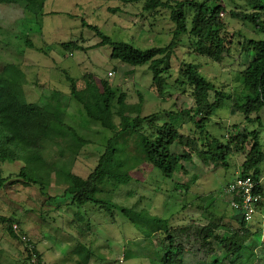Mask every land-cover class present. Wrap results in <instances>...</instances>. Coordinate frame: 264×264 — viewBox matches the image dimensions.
<instances>
[{
	"label": "rangeland",
	"instance_id": "1",
	"mask_svg": "<svg viewBox=\"0 0 264 264\" xmlns=\"http://www.w3.org/2000/svg\"><path fill=\"white\" fill-rule=\"evenodd\" d=\"M144 2L45 0L38 14L18 4L0 3V69L8 63L20 67L25 75L23 89L29 100L55 103L58 99L65 105V123L89 143L77 154L71 151L60 154L59 146L46 144L43 156L50 162L55 161L57 167L69 169L82 178L95 167L112 132L87 117L82 105L70 96L69 78L76 81L78 87L83 86L87 75H91L97 84L106 80L117 95L124 92L126 104L135 108L141 101L136 107L138 115L159 112L157 124L168 121L181 132L192 135L194 124L186 116L178 115V110L193 104L192 88L182 84L181 80H184V64L195 63L207 79L230 95L224 106L212 114L205 131L225 140L245 125L250 129L257 128L256 122H245L242 113L234 107L235 100L243 93L240 71L251 57V51L245 53L243 49L244 39H264V33L251 23L229 15L231 9L249 8L246 2L219 1L224 5L220 15L223 30L227 33L226 40L230 41V50L221 62L198 55L188 34L179 37L166 70L160 75L161 81L158 80L160 91L152 83V73L147 65L131 66L111 58V46L101 44V38L91 28L94 26L103 31L114 41L127 42L141 49L166 45L174 28L169 9L158 7L154 11H145ZM185 15L189 23L192 11L187 8ZM70 41L77 47L65 49L62 43ZM120 109L114 98L115 124L119 122L117 113ZM124 113L135 115L130 110H124ZM256 114L261 120L258 128L264 151V107ZM144 129H148L147 123H144ZM123 134L120 140L127 154L120 156L112 170L130 169L132 180L108 196L112 202L146 209L168 219L172 226L191 221L195 225L208 222L236 224L231 217V196L226 192V183L240 172L245 159L243 152L229 156L227 167L203 162L193 155L192 161L183 163L185 173L167 179L144 161L139 133ZM195 137L199 134L195 133ZM21 166L22 162H0L2 173L11 176L0 189V264H36V255L27 259L25 247L28 244L23 239H28L35 247L42 264H149L147 259L137 255L139 249L144 251L148 242L117 209L110 215L94 204L78 206L62 178L57 180L53 176L52 185H46L42 190L23 183L21 178L14 176ZM261 169L264 187V162ZM107 194L98 196L106 197ZM262 202L263 207L258 206L250 220L253 229L264 226V198ZM8 218L15 219L12 225L15 237L7 232Z\"/></svg>",
	"mask_w": 264,
	"mask_h": 264
},
{
	"label": "trees",
	"instance_id": "2",
	"mask_svg": "<svg viewBox=\"0 0 264 264\" xmlns=\"http://www.w3.org/2000/svg\"><path fill=\"white\" fill-rule=\"evenodd\" d=\"M170 1L145 0L143 6L145 11H154L158 7L169 9L174 28L170 41L163 46L141 49L127 42L114 41L103 31L91 27L101 38V44L111 46V58L131 66L147 65L152 73V83L158 86L159 91L161 88L158 80L161 81L160 75L166 70L181 35L188 34L194 51L214 62H221L230 50V41L226 40L227 33L223 30L220 19L224 10L220 0H211L213 3L209 0ZM244 1L249 8L231 9L230 17L249 22L259 32L264 33L263 0ZM44 2L45 0H0V3L18 4L33 14L39 13ZM187 8L192 11L189 23L185 15ZM62 46L65 49L77 47L73 41L62 43ZM243 49L245 53L251 51L252 55L250 53V57L247 54L250 59L240 71L243 93L235 100L234 107L242 113L245 122H256L257 128L250 129L245 125L225 140L222 136H211L205 129L212 114L224 106L230 95L207 79L195 63L184 64V80H181L182 84L192 88L190 95L193 104L178 110V115L186 116L194 124L192 135L181 132L168 121L157 124L156 117L159 112L138 115L139 109L136 107L140 106L141 101L135 108L134 105L126 104L124 92L117 95L106 80L97 84L91 75H87L84 76L83 86L78 87L77 82L69 78L70 96L82 105L87 117L112 132L95 167L86 178L64 167H57L55 161L50 162L43 156L46 144L59 146L60 154L64 151L77 154L81 147L89 143L65 123V105L58 99L55 103L29 100L23 89V71L17 64L8 63L0 69V162H22L14 176L21 178L23 183L40 187L41 190L46 185H52L53 176L57 180L62 178L67 184V191L72 194L74 203L80 207L87 203L94 204L110 215L117 209L148 242L144 251L139 249L137 255L147 259L149 264H264V239H261L264 226L253 229L250 226L251 219L244 218V209L241 207L244 196L239 194L237 189L227 192V188L237 179L249 176L253 182L252 194L258 197L252 217L255 216L258 206L263 207L261 166L264 162V151L258 128L261 126V120L256 113L264 107V39L245 38ZM139 96L141 97V94ZM114 98L121 108L117 113L118 124L113 121ZM124 104L127 109H124ZM124 110L133 111L135 115H126ZM253 113L256 114L254 118L251 117ZM144 123L148 125L147 130L144 129ZM126 132L139 133V148L145 154L144 161L167 179L185 173L183 163L192 161L193 155L203 162L227 167L229 156L235 152H243L245 159L241 163L240 172L226 183V192L231 196L230 202H233L230 204L231 217L236 224L208 222L195 225V222L191 221L172 226L168 219L151 214L146 209L112 202L108 196L132 180L130 169L112 170L120 156L127 154L120 140ZM195 133L199 134V137H195ZM10 177V174L5 176L0 169V189ZM184 187L188 188L186 185ZM101 193H108V199L98 196ZM262 213L264 216L263 210ZM6 220L7 232L15 237L12 228L15 219ZM23 242L28 244L25 247L27 259L36 255L37 263L41 264V258L35 247L30 245L31 242L28 239H23Z\"/></svg>",
	"mask_w": 264,
	"mask_h": 264
},
{
	"label": "built area",
	"instance_id": "3",
	"mask_svg": "<svg viewBox=\"0 0 264 264\" xmlns=\"http://www.w3.org/2000/svg\"><path fill=\"white\" fill-rule=\"evenodd\" d=\"M233 189H237L239 191L238 193L244 196L243 203H242L241 207H243V209H244V218L246 220H250L255 209H256L255 203L258 200V197L253 196V194H252L253 182L251 181V178L249 176H247L243 179H237L233 184H231L229 186V188H227V192L229 193V191H231ZM232 204H233V202H232ZM234 205L237 206L236 204H234ZM34 261H31L30 263H32ZM35 263L39 264V263H37V261Z\"/></svg>",
	"mask_w": 264,
	"mask_h": 264
}]
</instances>
